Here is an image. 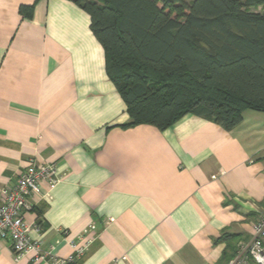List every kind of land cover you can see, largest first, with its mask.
Instances as JSON below:
<instances>
[{
	"label": "crops",
	"instance_id": "1",
	"mask_svg": "<svg viewBox=\"0 0 264 264\" xmlns=\"http://www.w3.org/2000/svg\"><path fill=\"white\" fill-rule=\"evenodd\" d=\"M90 26L68 0H0V189L32 161L65 176L32 199L26 220L46 224L32 238L69 258L95 223L82 264H217L226 232L240 238L234 261L257 264L242 252L264 217V113L231 132L195 115L165 131L114 127L130 117ZM0 264L31 263L1 240Z\"/></svg>",
	"mask_w": 264,
	"mask_h": 264
},
{
	"label": "trees",
	"instance_id": "2",
	"mask_svg": "<svg viewBox=\"0 0 264 264\" xmlns=\"http://www.w3.org/2000/svg\"><path fill=\"white\" fill-rule=\"evenodd\" d=\"M68 1L90 16L126 104L130 121L114 127L165 131L195 115L231 132L247 111L264 113V0ZM239 240H215L226 245L217 264L234 261Z\"/></svg>",
	"mask_w": 264,
	"mask_h": 264
},
{
	"label": "built area",
	"instance_id": "3",
	"mask_svg": "<svg viewBox=\"0 0 264 264\" xmlns=\"http://www.w3.org/2000/svg\"><path fill=\"white\" fill-rule=\"evenodd\" d=\"M55 164L32 161L30 166L12 186L0 189V241L5 240L17 262L28 260L31 264H82L83 257L96 241L97 225L90 224L72 241L73 253L69 258H58L42 247V242L32 238L33 231L41 233V224L29 223L26 213L34 209L32 199L54 190L64 179ZM111 221L107 222V225ZM254 237L242 255L252 257L257 264H264V217L253 226ZM245 259V258H244ZM237 258L231 264H241Z\"/></svg>",
	"mask_w": 264,
	"mask_h": 264
},
{
	"label": "rangeland",
	"instance_id": "4",
	"mask_svg": "<svg viewBox=\"0 0 264 264\" xmlns=\"http://www.w3.org/2000/svg\"><path fill=\"white\" fill-rule=\"evenodd\" d=\"M185 1H187V2L189 3V2H191L192 0H185Z\"/></svg>",
	"mask_w": 264,
	"mask_h": 264
}]
</instances>
